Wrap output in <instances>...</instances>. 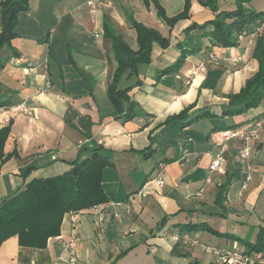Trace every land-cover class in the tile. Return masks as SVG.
<instances>
[{
	"label": "crops",
	"instance_id": "crops-1",
	"mask_svg": "<svg viewBox=\"0 0 264 264\" xmlns=\"http://www.w3.org/2000/svg\"><path fill=\"white\" fill-rule=\"evenodd\" d=\"M89 1L29 0V9L20 12L18 17V35L11 40L10 46L6 45L0 51L2 98H11L13 105L25 103L33 111L28 115L12 113L8 107L0 108V129L12 121L4 152L11 154L16 150L18 153L0 166V198L17 192L33 178L60 174L71 162L88 158L100 149L114 163L104 169V172L113 173L103 182L110 201L77 212L76 264H206L197 256V252L205 254L200 248L185 244L171 246L160 232L151 235L152 238L149 234L137 236L126 229L125 223L119 231H104L112 219L108 209L116 207L113 205L115 197L110 192L124 196L119 202L126 200L141 180L144 179L142 186L151 182L158 173L159 163L164 162L163 203L158 209L152 206V210L173 228L169 229V236L187 231L211 244V238L216 234L211 236L212 232L206 228L219 230L209 225L213 213L207 210L211 203L199 200L209 193L208 187L214 182L224 186L240 179L237 198L243 208L238 210L247 212V208L256 206L260 191L257 185L253 187L250 182L241 192L245 174L239 171L240 142H229L221 171H212L211 161L225 129L221 127L218 134L215 129L219 127L213 125V118H196L204 111L220 115L229 103L228 96L239 92L258 70V62L252 55L254 46L246 49L245 42L234 47L210 46L206 41V48L196 55H189L179 72L159 79L152 71L144 78L140 74L141 85L133 87L129 95L146 113L123 121L116 119L107 94L118 62L111 39L105 34V21L111 28L115 26L116 33L122 34L127 41L130 38L132 43L128 41L129 44L137 48L132 19L163 33L168 28L167 37L179 38L192 22L203 23L212 19L214 13L208 7L199 6L198 1L194 2L191 19L180 20L171 28L160 19L153 3L145 6L142 0H105L91 9ZM60 31H63L64 41L58 44L56 38ZM210 51L217 54V64L210 61ZM69 56L74 64L70 63ZM176 57L177 53L162 50L157 62L160 65L158 72L170 66ZM237 57L242 59L235 61ZM201 64L206 66L204 71L198 69ZM79 70L90 80L87 81ZM191 104L193 107L188 113L189 119L194 118L191 122L173 120L164 124L168 117ZM260 116H264V108L254 110L253 116L243 123H250ZM171 129L179 130V136L192 133L190 136L193 137L180 138V145L176 147V139L168 136ZM159 137L161 140L157 141ZM149 146L152 150L162 148L164 154L170 153L169 157L157 159L150 172L142 167L150 153L138 152ZM254 156L253 180L258 172V158H264V129L260 140L254 144ZM262 169L264 171V166ZM106 182H111L110 190L106 189ZM261 183L264 184V177H261ZM201 189L199 197L197 193ZM142 203L137 202L139 206ZM100 210L105 215L103 221L95 225V214ZM101 225L102 228H97ZM193 225H198V229ZM72 227L68 213L61 234L51 238L44 249L21 247L17 236L9 238L0 247V264H67L69 255L63 243L69 240ZM208 264H216L215 255H211ZM257 264H264V260Z\"/></svg>",
	"mask_w": 264,
	"mask_h": 264
},
{
	"label": "trees",
	"instance_id": "trees-1",
	"mask_svg": "<svg viewBox=\"0 0 264 264\" xmlns=\"http://www.w3.org/2000/svg\"><path fill=\"white\" fill-rule=\"evenodd\" d=\"M198 1L201 5L209 7L215 15L203 23L192 22L185 28L184 32L187 33L193 29L199 31L193 47L189 46L188 42L182 45L180 56L173 65L159 70L160 77L178 72L189 55L199 53L206 48V41L210 43V46L234 47L239 44V33L244 30L251 33L264 24V9L250 11L246 9L245 4L251 0H236V7L232 10L220 9L215 4L210 5L211 0L209 2ZM144 2L146 6L153 3L160 19L171 28L180 20L191 18L190 0H186L183 11L172 17L166 15V10L159 0H144ZM0 8L1 51L4 46H10L11 40L18 35L16 31L18 17L20 12L29 9V0H0ZM132 26L137 34V48H133L122 34L116 33L109 26L107 20L104 23L105 34L111 39L118 62L108 85L107 94L115 107V117L121 118L123 121L142 116L144 111L138 102L131 100L129 95L137 83L134 86L120 88V79L127 71L130 74L137 73L138 64L151 62L152 48L155 42L159 43L161 47L170 45V37L162 35L156 28L146 26L136 19H132ZM252 55L258 61V70L247 79L238 93L228 96L229 103L224 106L221 112L223 117L247 113L258 107L264 99V34L256 40ZM69 61L74 64L71 56H69ZM79 73L87 81L90 80L80 70ZM2 97L0 94V108L14 104L11 98ZM192 107L193 105L184 108L178 114L170 116L167 121L191 122L194 118L189 119L188 113ZM217 115L214 112L204 111L196 118ZM11 125L12 121L0 129V166L9 157L18 155L16 150L11 154L4 152L6 140L11 132ZM243 125L246 124H232L221 129ZM146 150L151 151V146L139 152L147 154ZM113 165L112 159L97 149L88 158L71 162L66 171L52 177L33 178L17 192L0 198V247L9 238L17 236L21 247L46 248L51 238L61 234L62 224L68 213L92 209L110 201L103 186V172L106 167ZM192 227L198 229L199 226L193 225ZM206 229L214 234L218 233L210 226ZM225 235L239 239L232 234L226 233ZM243 243L247 246V251L254 253L259 261L264 260V228H260L254 242L243 239Z\"/></svg>",
	"mask_w": 264,
	"mask_h": 264
},
{
	"label": "rangeland",
	"instance_id": "rangeland-1",
	"mask_svg": "<svg viewBox=\"0 0 264 264\" xmlns=\"http://www.w3.org/2000/svg\"><path fill=\"white\" fill-rule=\"evenodd\" d=\"M142 1H143L144 5L146 6L144 0H142ZM159 1L167 9L166 15L168 17H172L173 15H176L177 13L183 11L185 4H186V0H159ZM197 1L198 0H190V3H191L190 13L193 12V10H194L193 4H194V2H197ZM203 1L209 2L210 0H203ZM209 3H210V5L215 4L217 7H219L220 9H224V10H232L236 7V0H211V2H209ZM198 4H199V6H201L200 3H198ZM202 6L205 7L204 5H202ZM245 7L248 11L263 9L264 8V0H251L245 4ZM189 19H191V18H188L185 20H189ZM261 27H262V30L260 32V35H258V37L256 38V40L259 38V36L264 34V25ZM112 28L114 31L116 30L115 26ZM159 31L164 36L169 35V29L168 28L166 29V33H163L161 30H159ZM134 32H136V30H134ZM198 32H199L198 29H193L189 33L183 31V34L179 38H175V36L170 37L169 38L170 39L169 40L170 45L166 46V47H161L159 45V43L155 42L153 45V48H152L151 62L149 64H146V63L138 64L137 73L133 72L132 74H130V72L127 71L122 76V78L120 79V83H119L120 88H125L127 86H134L136 83H137L136 85H141V77L144 78L145 74H147L148 72H151V71H152V75L154 77L157 75V79H159L160 76H159L158 68L160 69V65L157 64V62L159 60L160 52L163 50L169 54L170 53L171 54L177 53V55L179 57L182 45H184L188 42L189 46L193 47V43L195 41L196 36L198 35ZM92 38H94V37H92ZM63 41H64L63 31H60V33L57 35L56 42L59 44V43H62ZM128 41L130 43H132L131 42L132 40L130 41V38L128 39ZM136 41H134L133 43H136ZM203 42H205V41H203ZM196 54L197 53L192 54V55H196ZM178 57H176V60L178 59ZM173 63H170V65L171 64L173 65ZM215 64H217V63H215ZM174 73H176V72H174ZM140 74H141V77H140ZM108 98H109V96H108ZM131 100H133V99L131 98ZM100 102L102 103L101 104L102 108H104L105 104L103 103V100H101ZM109 103L111 104V101ZM191 105H193V104H191ZM110 106H111V108H113V112H115V107L113 106V104ZM258 108H260V109L264 108V99L262 100V102L260 103V105L258 107L251 109L250 110L251 112L248 111L247 113L236 115V117H237L236 119L234 118V116H229L228 119L223 120V119H221L223 117L221 114L220 115L218 114L217 116L210 117V118H213L212 119L213 125H217L219 127V129H215L216 131H218L217 133L219 134L220 133L219 130L221 127H225L228 124H233V123L240 124V123L245 122L246 119L253 116L254 110H256ZM144 113H146V112H144ZM225 117H228V116L226 115ZM225 117H223V118H225ZM136 118H138V117H135L134 119H136ZM116 119H121V118H116ZM167 119L164 122L165 125L169 124L171 121H173V120L167 121ZM190 135H193V134L192 133L188 134V135L187 134H181V136H179V130H175V131H173L172 129L168 130L169 138H172L173 140L176 139V143L174 145L176 147H178L180 145V142H179L181 140L180 138L184 137L187 140L188 137H193ZM160 140H161V137H159L157 141H160ZM169 141L171 142V140H169ZM146 153H150V156L148 157L149 160L146 159L145 162H147V163L144 164V166H142V167L146 168L148 172H150L152 170V166L157 159L163 158L164 156L169 157V155H170V153L164 154V151L162 150V148H159L158 150H151V151L146 150ZM254 160H255V156H254ZM263 166H264V158L259 157L258 161H257V167H256V170L258 171L257 175L255 176V179L253 180V178H254V171H253V176H252L251 181H249V183L251 182L253 187L255 185H257V187L260 191L257 193L256 206L247 208L248 209L247 212H240L238 210V209L243 208L242 204L240 203V201L237 198V193H238V189L240 186V179L238 180V182H236L234 184L233 183L231 184L230 182H228L224 186H220L216 182H214L211 187H208V189L210 190L209 193H206V196L204 195V197L199 199V200H201V202L209 201V203H211V206L207 210L208 213H213L210 216L209 223H211V224H209V225H211L214 228L216 227V229L219 230L218 233L216 235H213V238H211L212 244L209 242V240L206 243H208L210 245H216L217 244V245H221L222 247L234 246V247H238V248L243 249V248L247 247L243 243V239H247L250 242L255 241L256 236H257L260 228H264V184L263 183L260 184L261 177H264V171L262 169ZM239 168H240V170H239L240 173L243 172L246 175V172L244 171V169L241 166H239ZM254 170H255V167H254ZM139 173L142 174L141 172H139ZM110 174H113V173L109 172V171L103 172V182L105 180L107 181L110 178ZM241 177H242V174H241ZM143 181H144V179L141 180L137 189L134 192H132L131 194H129L128 196H126L127 197V198L125 197L126 200H123L121 202H119V201L121 199H123L124 196L118 197L111 190L110 195L112 197L113 196L115 197L113 205L116 207L115 208L109 207L108 212L110 213V216L112 218L111 224L109 223L105 228H103V230L106 232L119 231L121 229L122 223H125L126 229L131 230L132 233L136 234L137 236H140L142 234L143 235L149 234L150 238H152L155 233L160 232L161 234L164 235V236L162 235L163 238L168 243H170L171 246H173L174 243L169 240L170 236L168 235L169 231H171L173 228H170L168 226L169 224H166V222L162 221V219L159 216H156V214L154 213V211L151 208L152 206H155L156 209H158V207H160V203H163V201H162V198L164 196L163 195V189L158 187L155 178L153 180H151V182L145 183L142 186ZM244 181H245V178H244ZM110 183L106 182V189L107 190H110L109 189ZM241 184H243V183H241ZM201 195H202V193H201ZM137 202H143V203H142V205L139 206L137 204ZM128 207H129V211H127ZM228 207H231V209L228 210ZM233 208L235 209V211H233ZM86 215H87V213H85V216ZM95 225H99V224L95 223ZM102 227H103V225L97 226V228H102ZM169 229H171V230H169ZM203 231H206V230L203 229ZM223 233H225V234L230 233V234L238 235L239 239L237 240L231 236L228 237ZM212 234L213 233H211L210 235L212 236ZM151 235H152V237H151ZM192 253L194 254V252H192ZM211 255L212 254H209L206 252H205V254L201 253V252H197V256L200 258V260L203 263H206V264H208L210 262ZM171 256H173V255H171Z\"/></svg>",
	"mask_w": 264,
	"mask_h": 264
},
{
	"label": "built area",
	"instance_id": "built-area-1",
	"mask_svg": "<svg viewBox=\"0 0 264 264\" xmlns=\"http://www.w3.org/2000/svg\"><path fill=\"white\" fill-rule=\"evenodd\" d=\"M104 1L105 0H90L88 2V5L91 9H95ZM261 30L262 27L260 26L251 33L246 30L242 31L238 35L239 43L245 42L246 49L252 48ZM209 59L213 63H217L219 60L217 54L214 51L209 52ZM241 59V57H237L234 60L239 61ZM198 69L204 71L206 69V66L201 64ZM8 108V110L12 113H25L28 115H32L33 113V111L28 108L25 103L11 105ZM263 129L264 116H260L256 120L247 123L246 125L236 128L225 129L222 132V141L218 145V151L211 161L210 169L212 171L220 172L222 164L225 160V155L229 150V142L233 140H237L240 142V146L238 148V157L242 168L246 172L245 181L241 186V192H243L247 188L249 181H251L252 179L254 171V144L260 140ZM164 169L165 163H159L158 173L156 174L155 180L158 187L160 188L164 187L165 185ZM201 192L202 189L197 193V196H200ZM127 211H129V208L127 209ZM70 215L73 227L71 231V236L69 240L63 243V247L69 255V258L67 259V264H76L78 262V254L76 252L78 232L76 230L75 224L79 221V215L77 212H71ZM95 216L96 223L100 224L103 221L104 212L100 210L95 214ZM170 239L176 245H190L196 248H200L206 253L215 255L216 264H257L259 262L258 257L254 253L248 252L246 248H221L216 245H210L200 241L198 237L194 236L193 234L187 231L174 233L170 236Z\"/></svg>",
	"mask_w": 264,
	"mask_h": 264
}]
</instances>
